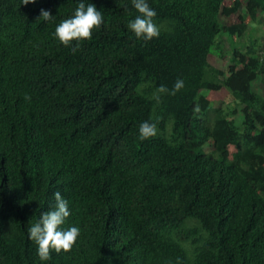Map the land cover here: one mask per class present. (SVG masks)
I'll use <instances>...</instances> for the list:
<instances>
[{
    "label": "trees",
    "instance_id": "16d2710c",
    "mask_svg": "<svg viewBox=\"0 0 264 264\" xmlns=\"http://www.w3.org/2000/svg\"><path fill=\"white\" fill-rule=\"evenodd\" d=\"M80 2L0 0V264H264V44L231 42L264 0H147L151 41L127 27L132 0H83L104 24L73 54L54 33ZM57 191L80 236L41 261L28 229Z\"/></svg>",
    "mask_w": 264,
    "mask_h": 264
},
{
    "label": "clouds",
    "instance_id": "9594fccd",
    "mask_svg": "<svg viewBox=\"0 0 264 264\" xmlns=\"http://www.w3.org/2000/svg\"><path fill=\"white\" fill-rule=\"evenodd\" d=\"M37 0H21V4H34ZM133 7L139 15L131 20L127 27L134 33L137 39L151 41L158 38L160 29L154 22L157 15L156 11L150 7L147 0H132ZM39 19L51 21L54 16L49 10H40ZM104 24V16L98 11L94 4H85L83 0L78 4L74 14L67 19L62 20L55 28V37L66 48H71L73 54L80 49L81 41L91 40L93 31L99 29ZM75 42V43H74ZM184 88L183 79H177L173 88L170 90L165 85H160L153 98L160 102L161 94L175 96ZM26 100L31 97L26 96ZM201 112L199 104L193 108V115L197 116ZM157 135V125L155 123L143 122L139 126V139L141 141L155 137ZM55 207L52 210L42 212L39 220L29 229V239L37 245V254L41 261L51 259V252L59 254L62 251L70 252L80 236V228L70 227L63 230L61 226L65 223L66 218L71 215L68 201L59 191L54 193ZM179 264V262H178Z\"/></svg>",
    "mask_w": 264,
    "mask_h": 264
},
{
    "label": "rangeland",
    "instance_id": "374dc122",
    "mask_svg": "<svg viewBox=\"0 0 264 264\" xmlns=\"http://www.w3.org/2000/svg\"><path fill=\"white\" fill-rule=\"evenodd\" d=\"M260 21H261L260 23L256 22L252 26L249 27L246 35L241 40L242 43H238V41L235 42L234 40H231V42H234L236 44V46L238 45V47L242 48V46H245L247 41L250 38L254 39L257 37L259 44H264V19H260ZM231 42L228 38L222 39V46H223L224 50H226L227 56L225 57L224 60H221V61H219V59L216 56L212 57L211 60L209 59V61H210V63H212V65H214L216 67H221V68L226 67L228 65V63L230 62V58H231V54L229 53L231 51V47H230ZM260 85L261 84L259 81L255 82V84H254L255 91H257V92L261 91ZM225 92L228 93V91L225 88H223L218 92H213L210 90H204L202 93L206 94V95H210L212 97V99H214V101L216 102V103H214V105H216V104L219 105L222 103V101H226V102L228 101V96L223 95L221 97V95L224 94ZM241 118H242L241 113H238V115L235 117L236 124L240 123ZM205 150L210 151L211 148L209 146H205Z\"/></svg>",
    "mask_w": 264,
    "mask_h": 264
}]
</instances>
